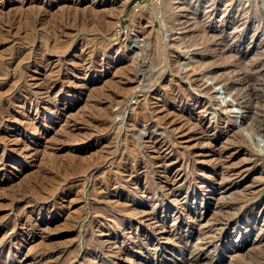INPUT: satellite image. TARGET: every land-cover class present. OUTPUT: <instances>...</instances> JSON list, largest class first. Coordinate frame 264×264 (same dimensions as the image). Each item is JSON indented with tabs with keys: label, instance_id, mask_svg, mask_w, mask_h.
Instances as JSON below:
<instances>
[{
	"label": "rangeland",
	"instance_id": "374dc122",
	"mask_svg": "<svg viewBox=\"0 0 264 264\" xmlns=\"http://www.w3.org/2000/svg\"><path fill=\"white\" fill-rule=\"evenodd\" d=\"M124 1L0 0V264H264V0Z\"/></svg>",
	"mask_w": 264,
	"mask_h": 264
},
{
	"label": "bare ground",
	"instance_id": "6f19581e",
	"mask_svg": "<svg viewBox=\"0 0 264 264\" xmlns=\"http://www.w3.org/2000/svg\"><path fill=\"white\" fill-rule=\"evenodd\" d=\"M126 2H127V1L125 0V1L123 2V5H125ZM168 3H169V2H168ZM166 4H167V3H166ZM79 12H80V11H79ZM89 13H90V12H89ZM30 14H31V13H30ZM32 14H33V13H32ZM148 14H149V13H148ZM26 16H27V15H26ZM82 16H83V15H82ZM94 16H95V15H94ZM103 16H104V15H103ZM33 17H34V16H33ZM141 17H143V15H141L140 18H141ZM145 17H146V15H145ZM25 18H26V17H25ZM29 18H30V17H29ZM31 18H32V17H31ZM62 18H63V17H62ZM81 18H82V17H81ZM98 18H99V17H98ZM147 18H148V17H147ZM7 19H8V18H7ZM38 20H39L38 17H37L36 19L32 18V20H26V25H25V28H24V29H25L24 31H25V33H26V34H25L26 36L24 37L25 42H27V43H32V42H34V41L36 40V38H38V36H37V32H36V31H37V26H38V24H37ZM40 20H41V19H40ZM140 20H141V19H140ZM80 21H81V20H80ZM104 21H105V20H104ZM106 21H107V20H106ZM0 22H1V21H0ZM108 22H110V21L108 20ZM108 22H106V23L108 24ZM103 23H104V22H103ZM107 24H106V25H107ZM12 25H13V24H12ZM12 25H11V26H12ZM106 25H105V26H106ZM109 25H110V24H109ZM102 26H103V25H102ZM80 27H81V26H80ZM82 27H83V25H82ZM110 27H111V25H110ZM10 28H11V27H10ZM10 28L8 27V29H7L6 31L10 30ZM53 28H54V27H53ZM98 28H99V27H98ZM58 29H60V28H58ZM100 29H101V28H100ZM54 30H55V28H54ZM54 30H53V31H54ZM56 31L59 32V30H56ZM56 31L53 32V35H52V36H55L54 33H55ZM100 31H101V30H100ZM4 32H5V31H4ZM8 32H10V31H8ZM68 32H69V31H68ZM106 32H107V29H106ZM50 33H51V32H50ZM59 33H60V32H59ZM107 33H108V32H107ZM6 34H7V32H6ZM9 34H10V33H9ZM56 34H57V33H56ZM101 34H102V33H101ZM0 35H1V34H0ZM7 36H8V35H7ZM41 36H42V40H43V41H46V35H41ZM56 36H57V35H56ZM5 37H6V36H5ZM57 37H58V36H57ZM55 40H56V39H55ZM43 41H41V43H42ZM57 43H58V42H57ZM55 44H56V43H55ZM60 44H63V43L60 42ZM43 45H45L44 49H45V52H46V48H47V46H46V44H43ZM52 46H53V45H52ZM57 46H58V45H57ZM63 46H64V45H63ZM96 46H97V45H96ZM54 47H55V45H54ZM40 49H41V48H40ZM44 49H43V51H44ZM8 50H9V49H8ZM103 50H104V49H103ZM43 51H42V52H43ZM98 51H99V50H98ZM91 52H92V51H91ZM96 52H97V51H96ZM1 55H2V54H1ZM1 55H0V57H1ZM5 55H6V54H5ZM2 56H3V55H2ZM2 58H3V57H2ZM0 65H1V63H0ZM45 66H46V64H45ZM126 73H127V72H126ZM16 74H17V73H16ZM52 74H53V72H52ZM54 74H56V73H54ZM54 74H53V75H54ZM53 75L50 76L49 78H50L51 80L58 81V80H59V79H58V78H59L58 75H54V76H53ZM59 81H60V80H59ZM59 81H58V82H59ZM60 82H61V81H60ZM62 82H63V81H62ZM63 83H64V82H63ZM11 86H12V85H11ZM112 86H113V85H112ZM172 91H174V90H172ZM126 94H127V93H126ZM162 96H163V95H162ZM168 97H169V96H168ZM175 97H176V96H175ZM182 99H183V98H182ZM53 103H54V102H53ZM13 105H14V104H13ZM56 105H57V104H56ZM145 106H146V105H145ZM49 108H50V107H49ZM141 108H142V107H141ZM143 108H144V107H143ZM143 108H142V109H143ZM146 108H147V106H146ZM146 108H145V109H146ZM99 109H100V108H99ZM106 109H107V108H106ZM139 109H140V108H139ZM145 109H143V110L145 111V112H143V114H145L146 111H147V110H145ZM148 109H149V108H148ZM137 110H138V109H137ZM148 111H149V110H148ZM105 112H108V111L105 110ZM141 112H142V110H141ZM101 113H102V112H101ZM139 113H140V111H139ZM143 117H144V116H143ZM147 117H148V115H147ZM145 118H146V117H145ZM145 118H144V119H145ZM158 118H159V117H158ZM151 120H152V119H151ZM142 121H144V120H142ZM145 121H146V120H145ZM145 121H144V122H145ZM140 122H141V121H140ZM136 124H137V123H136ZM32 129H33V128H32ZM144 129H145V128H144ZM144 129H143V130H144ZM144 133H146V132L144 131ZM141 135H143V133H142ZM139 138L142 139V136H140ZM36 149H37V148H36ZM133 149H134V148H133ZM133 151H135V150H133ZM4 152H5V151H4ZM136 153H137V152H136ZM69 156H71V155H69ZM72 157H73V156H72ZM105 157H106V156H105ZM63 158H64V155H63ZM68 158H69V157H68ZM75 158H76V157H75ZM53 159H54V157H53ZM76 159H77V158H76ZM28 160H29V159H28ZM46 160H47V159H46ZM63 160H64V159H63ZM65 160H66V158H65ZM73 160H74V158H73ZM78 160H79V158H78ZM49 161H50V160H49ZM54 161H55V160H54ZM159 161H160V160H159ZM163 161H164V160H163ZM67 162H68V164H70L72 161H70V163H69V159H68ZM67 162H66V163H67ZM76 162L79 163L78 161H76ZM63 163H64V161H62V164H63ZM163 163H164V162H163ZM50 164H52V162H51ZM58 164H59V163H58ZM68 164H67V165H68ZM71 164H73V162H72ZM71 164H70V165H71ZM79 164H80V163H79ZM79 164H77V166H78ZM44 165H45V164H44ZM75 165H76V164H75ZM75 165H74V166H75ZM81 165H83V164H81ZM51 166H52V165H51ZM51 166H50V167H51ZM55 166H56V165H55ZM72 166H73V165H72ZM84 166H85V164H84ZM59 167L65 169V166L63 167V165H62V166L60 165ZM59 167H58V168H59ZM67 167H68V166H67ZM67 167H66V168H67ZM80 167H81V166H80ZM80 167H76V168H80ZM70 168H71V167H70ZM72 168H73V167H72ZM82 168H84V167L82 166ZM82 168H80V170H83ZM54 169H55V168H54ZM54 169H53V171H54ZM74 169H75V168H74ZM56 170H57V169H56ZM59 170H60V169H59ZM80 170H79V171H80ZM120 170H121V169H120ZM31 171H32V170H31ZM61 171H62V170H61ZM63 171H64V170H63ZM63 171H62V172H63ZM66 171H67V169H66ZM66 171H65V174H66ZM83 171H84V170H83ZM83 171H81V172H83ZM55 172H56V171H55ZM71 172H72V170H71ZM6 173H7V172H6ZM56 173L58 174V172H56ZM73 173H74V172H73ZM57 174H55L54 176H56ZM62 174H64V173H62ZM68 174L71 175L72 173H68ZM107 174H108V173H107ZM52 175H53V174H52ZM32 176H33V175H32ZM64 176H66V175H64ZM64 176H63V177H64ZM51 177H52V176H51ZM54 178H55V177H53V179H54ZM58 178H59V177H58ZM64 178H65V177H64ZM54 180H55V179H54ZM60 180H62V179H60ZM60 180H59V181H60ZM24 181H25V180H24ZM52 181H53V180H52ZM56 181H57V179H56ZM60 182H61V181H60ZM232 182H233V181H232ZM53 183H54V181H53ZM51 184H52V183H51ZM58 184H59V182H57L55 185L58 186ZM60 184H61V183H60ZM49 185H50V184H49ZM52 185H53V184H52ZM55 185H54V186H55ZM46 186H47V185H46ZM54 186H53V188H54ZM56 186H55V187H56ZM7 187H8V186H7ZM50 188H51V189H50V192H51V190H52V186H50ZM57 188H58V187H57ZM46 190H47V192L49 191V189H47V188H46ZM50 192H49V193H50ZM45 193H46V192H45ZM44 195H45V194H44ZM118 200H119V199H118ZM118 200H117V201H118ZM258 214H259V211H258ZM257 216H258V215H257ZM107 225H108V224H107ZM95 228H96V227H95ZM26 230H27V229H26ZM33 246H34V245H33ZM121 252H122V251H121Z\"/></svg>",
	"mask_w": 264,
	"mask_h": 264
}]
</instances>
